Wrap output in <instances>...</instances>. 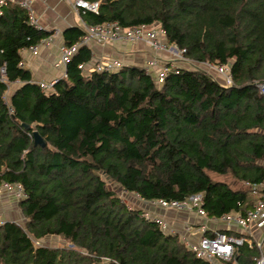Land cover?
<instances>
[{"label":"trees","instance_id":"16d2710c","mask_svg":"<svg viewBox=\"0 0 264 264\" xmlns=\"http://www.w3.org/2000/svg\"><path fill=\"white\" fill-rule=\"evenodd\" d=\"M87 25L125 29L158 23L196 63L230 65L225 84L205 69L172 68L162 84L137 65L85 75L93 51L78 47L67 78L44 92L23 68L21 50L50 33L18 3L0 15V68L18 85L7 100L0 77V185L19 184L24 224H0V264H213L179 234L131 207L107 178L141 201H183L203 193L207 218L245 215L257 197L243 186L264 182V0H87ZM85 35L65 32L66 45ZM34 131L45 145L35 144ZM230 234L239 235L234 231ZM207 235L215 236L214 231ZM58 236L68 243L37 241ZM256 242L237 245L222 264H257Z\"/></svg>","mask_w":264,"mask_h":264},{"label":"built area","instance_id":"2783aa9c","mask_svg":"<svg viewBox=\"0 0 264 264\" xmlns=\"http://www.w3.org/2000/svg\"><path fill=\"white\" fill-rule=\"evenodd\" d=\"M73 9L77 13L82 11H91L98 13L99 2H90L87 0H69ZM8 2H16L15 0H0V15L3 12V7ZM33 0H22L17 2L21 7L26 9L30 15L31 24L38 29H42L37 23L32 12ZM82 27L85 30V35L81 41L73 46L64 45L61 47L60 63L67 66L71 57L75 54L78 47L81 45H90L92 42L100 44H115V43H144L150 51L149 59L144 65L147 73L152 74L157 83L162 84L167 74L172 68L189 67L205 69L206 72L214 75L216 79L225 84L232 82L230 74V65H219L212 62L196 63L186 56V49L170 43L165 35L164 29L158 23L140 25L131 29H125L117 22H108L99 25H87L84 22ZM34 47V46H32ZM21 65V63H20ZM125 63L117 59H93L86 65L82 64L85 75H90L93 72H113L121 69ZM0 77L2 81H7L5 65L0 68ZM67 78V73L64 74ZM221 80H220V79ZM60 79H54L50 82H39L44 92H52L55 84ZM20 82V81H19ZM12 83H8V90L11 89ZM259 88L264 93V83H260ZM252 193L257 197L254 206L247 211L245 215L239 212H230L222 215L219 218H210V221L224 224L222 228L212 230L215 236L211 237L206 233L209 231L206 225L200 228V237L196 243H191L189 239L182 238L185 243L192 248L199 257L210 261L213 264H222L223 261L233 259L237 245L248 244L252 245L254 228H264V182L250 185L246 183ZM25 193L22 186L9 182H3L0 185V202L5 199L19 201L23 199ZM149 206H156L164 209H174L179 211H198L204 215L202 208L204 203V194L197 193L183 201L166 200L163 198L147 201ZM146 218L154 220L160 224L161 230L167 234L177 235L176 231H171L167 220L157 214H153L146 210ZM5 222V221H4ZM0 222V224L4 223ZM229 231H234L239 235L230 234ZM39 243L38 241L36 242ZM261 250V255L257 259V264H264V248L263 244L256 242Z\"/></svg>","mask_w":264,"mask_h":264},{"label":"crops","instance_id":"0c3cea01","mask_svg":"<svg viewBox=\"0 0 264 264\" xmlns=\"http://www.w3.org/2000/svg\"><path fill=\"white\" fill-rule=\"evenodd\" d=\"M17 2L22 0H15ZM32 12L41 28L49 32V37L41 40L34 47L21 50V66L32 73L33 81L50 82L54 79H63L66 66L60 63L61 47L66 45L65 32L71 28L82 26L83 18L77 13L69 0H33ZM89 47L93 51V59H117L125 64L144 67L149 59L150 51L144 43H115L100 44L92 42ZM17 81L12 83L7 94L20 85ZM142 207L153 214L164 217L170 230L176 231L181 238H186L191 243H196L200 237V228L206 225L209 231L220 229L224 224L210 221L198 211H179L149 206L141 201ZM254 242H260L264 248V228H254Z\"/></svg>","mask_w":264,"mask_h":264},{"label":"rangeland","instance_id":"374dc122","mask_svg":"<svg viewBox=\"0 0 264 264\" xmlns=\"http://www.w3.org/2000/svg\"><path fill=\"white\" fill-rule=\"evenodd\" d=\"M130 65H132V64H130ZM8 97H9V94H7V100L9 101ZM212 176L215 180L225 181V182L229 183L232 187L248 189L247 185L243 186L237 180H235V178L232 175L212 174ZM107 182H108L109 187L116 190L117 193L123 199H125L127 201L129 206L141 207V208H144L146 210L145 207H142L143 205L141 204V200L136 194L126 193L120 187H118V185H116L115 182L111 181L108 178H107ZM4 221H15L19 224H24L25 219L22 215V212L18 206L17 201H13L12 199H10V200L5 199V201L0 202V222H4ZM38 242H39L38 244L46 245V246H64V245L68 244L65 239L58 237V236H48L44 239H41Z\"/></svg>","mask_w":264,"mask_h":264},{"label":"water","instance_id":"95a60500","mask_svg":"<svg viewBox=\"0 0 264 264\" xmlns=\"http://www.w3.org/2000/svg\"><path fill=\"white\" fill-rule=\"evenodd\" d=\"M33 135H34V142H35V144H40L42 146L45 145L42 137L40 136V134L37 131H34Z\"/></svg>","mask_w":264,"mask_h":264}]
</instances>
